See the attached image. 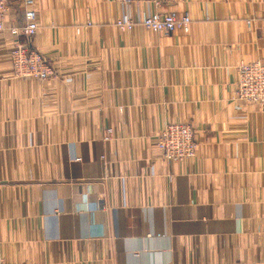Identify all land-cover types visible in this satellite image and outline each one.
I'll return each instance as SVG.
<instances>
[{
    "label": "crops",
    "instance_id": "1",
    "mask_svg": "<svg viewBox=\"0 0 264 264\" xmlns=\"http://www.w3.org/2000/svg\"><path fill=\"white\" fill-rule=\"evenodd\" d=\"M36 5L58 78L14 77L0 34V263L264 264V110L235 98L237 66L264 62V0H164L192 17L168 34L115 25L149 0ZM179 121L197 154L162 162Z\"/></svg>",
    "mask_w": 264,
    "mask_h": 264
},
{
    "label": "built area",
    "instance_id": "2",
    "mask_svg": "<svg viewBox=\"0 0 264 264\" xmlns=\"http://www.w3.org/2000/svg\"><path fill=\"white\" fill-rule=\"evenodd\" d=\"M130 4L133 0H122ZM157 10L137 21L128 13L115 22L121 30L131 31L140 24L155 33H172L177 30L188 31L192 23L189 12L161 10L164 0H149ZM14 10L13 23L9 15ZM36 0H0V34H11L9 59L12 75L16 78H32L41 82L58 78L50 59L31 45V39L39 30V18ZM91 23H88L89 25ZM238 82L235 98L243 103L257 105L264 110V62H241L238 66ZM114 136L112 127H106L102 139L109 141ZM162 162L175 163L189 160L196 156L198 142L195 130L187 121L167 122L157 135L156 143ZM5 264V263H0Z\"/></svg>",
    "mask_w": 264,
    "mask_h": 264
}]
</instances>
